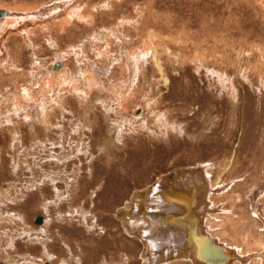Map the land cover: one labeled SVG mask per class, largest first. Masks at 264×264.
<instances>
[{
    "label": "rangeland",
    "instance_id": "rangeland-1",
    "mask_svg": "<svg viewBox=\"0 0 264 264\" xmlns=\"http://www.w3.org/2000/svg\"><path fill=\"white\" fill-rule=\"evenodd\" d=\"M60 1L0 0L33 9L0 37V264H144L119 212L186 168L228 184L217 214L249 213L264 182L263 5L81 0L55 17ZM141 45L133 68L124 51Z\"/></svg>",
    "mask_w": 264,
    "mask_h": 264
},
{
    "label": "bare ground",
    "instance_id": "bare-ground-1",
    "mask_svg": "<svg viewBox=\"0 0 264 264\" xmlns=\"http://www.w3.org/2000/svg\"><path fill=\"white\" fill-rule=\"evenodd\" d=\"M69 1H60L58 5L55 7L53 6V16H60L71 7L75 5L77 6L81 2V0ZM257 2H260L264 7V0H257ZM0 9H3L4 11L0 16V37L4 36L6 32L9 31L7 30L9 25L8 22L14 21L16 17L15 14L22 13V15H25L28 12L33 11L31 8L26 9V11L22 9L21 12L17 8L1 7ZM40 12L30 14L31 16L29 17H31V19L28 18L25 22L23 21V23H21L22 25L19 23L21 25L19 28L24 30L28 26L33 25V22L30 20H34L35 18L40 19V17H42ZM0 42H2V40ZM141 47L142 45L138 46L136 50L127 49L124 51V53L127 54L126 57L129 59L131 58V62L129 63H131L133 68L139 66L141 58L144 57L146 54L145 52L148 50V48L145 49L146 47L144 49ZM4 48L5 46L0 44V60L5 57L4 52H7ZM165 50H169V47ZM51 69L53 68L51 67ZM80 73L81 72H79V74ZM57 78L56 80H58ZM48 79H50V77ZM53 80L55 81V79ZM54 81L53 83L56 82ZM80 82L82 83V81ZM120 86H122V84ZM113 91H115L116 94V90L113 89ZM123 93L126 95V92ZM26 94L27 92H25V95ZM209 167L210 165H204L202 167L199 166L191 169L188 168L190 173H185L184 170H177L174 175L172 174L171 176L159 179L153 186L149 187V190L138 193L136 192V195L134 194L133 198L126 205L128 209L125 208L120 210L119 214H121V222L125 227L126 232L130 235H136L143 243L144 250L142 257L144 264H161L162 261L165 262L170 258L173 259L174 257L184 258L189 260L192 264H205L195 257L194 246H187L190 237L189 233L192 228H196L197 230L199 236V246L203 251H210L211 253L213 251L215 254H218L220 253V249L215 246H221L223 248L221 249L223 250V254L221 256H224L225 259L220 264H264V233L262 234L263 231H261L262 228L264 229V223L260 222V220H264V217L259 211L260 203L264 199V182L260 186L256 185L255 189L252 190V192L250 191L251 193L249 192L248 194L251 201V209H249L250 214L245 212L238 215V218L236 217L237 215L233 214L231 211L225 214H217L215 212L216 209L211 206L215 207L219 204V201L216 199L221 196L220 193L222 192L219 193V190H226L228 184H219V175L212 178L210 173L212 169ZM225 167V165L222 166V168ZM262 171H264V165L262 167ZM210 178L213 180L211 186L208 183ZM165 185L170 186L167 188L168 190L164 189L163 186ZM135 197H139V199L137 201V206L133 207L132 204L136 202L134 200ZM231 202L233 201L230 200V203ZM141 208L145 209L143 210L144 215H151V217L131 218L134 217V214L140 215L139 210H141ZM230 209L235 210L236 208ZM132 213L134 214L132 215ZM191 215L193 218L190 217ZM248 218L252 222V225L257 228L256 230L259 231L257 236L252 234V229H249L248 226L246 227V221ZM42 220V217H40V221L38 223H41ZM216 220H218V223L220 222L219 225L224 228L221 230V232L223 231L222 234L218 231L219 227L215 224ZM215 225H217L218 228ZM224 225L228 226V229H225ZM260 228L261 230H259ZM201 236H206L208 239L210 238V240H207L206 238L203 239ZM235 236H240V243L235 241L233 238ZM211 242L214 243L215 246L212 245Z\"/></svg>",
    "mask_w": 264,
    "mask_h": 264
},
{
    "label": "water",
    "instance_id": "water-1",
    "mask_svg": "<svg viewBox=\"0 0 264 264\" xmlns=\"http://www.w3.org/2000/svg\"><path fill=\"white\" fill-rule=\"evenodd\" d=\"M3 9H0V16L3 14ZM185 173H190V171H188V169L186 168L184 170ZM191 218H193V216L191 215L190 216ZM35 221L36 222H39L40 221V216H37L35 218ZM195 221V220H194ZM196 223V221H195ZM190 237H189V242H188V245H193L194 246V252H195V257L198 258L201 262L205 263V264H220L223 262V260L225 259V257L221 256L223 254V249L221 246H215L214 243L211 242L212 245H214L215 247H218V249H220V253H214L212 251V253L210 251H203L200 246H199V242H198V233H197V230L196 228H192L190 230ZM202 237V236H201ZM203 239H207V240H210V238L208 239L206 236L202 237Z\"/></svg>",
    "mask_w": 264,
    "mask_h": 264
}]
</instances>
